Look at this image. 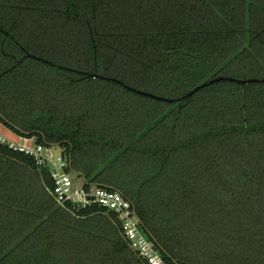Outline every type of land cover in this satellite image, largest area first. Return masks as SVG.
<instances>
[{
    "label": "trees",
    "instance_id": "obj_1",
    "mask_svg": "<svg viewBox=\"0 0 264 264\" xmlns=\"http://www.w3.org/2000/svg\"><path fill=\"white\" fill-rule=\"evenodd\" d=\"M219 76L264 80V0H0V123L122 193L168 264H264V81L186 96ZM54 185L0 141V264H148Z\"/></svg>",
    "mask_w": 264,
    "mask_h": 264
},
{
    "label": "built area",
    "instance_id": "obj_2",
    "mask_svg": "<svg viewBox=\"0 0 264 264\" xmlns=\"http://www.w3.org/2000/svg\"><path fill=\"white\" fill-rule=\"evenodd\" d=\"M0 141L10 148L32 156L38 166H48L54 180V193L61 202H72L81 206L97 204L114 211L121 221L124 235L133 248L148 264H168L160 251L144 233L132 203L119 191L93 186L90 189L75 184L74 178L65 170L63 156L55 158L51 147L35 142L26 145L0 134Z\"/></svg>",
    "mask_w": 264,
    "mask_h": 264
},
{
    "label": "water",
    "instance_id": "obj_3",
    "mask_svg": "<svg viewBox=\"0 0 264 264\" xmlns=\"http://www.w3.org/2000/svg\"><path fill=\"white\" fill-rule=\"evenodd\" d=\"M25 57H35L37 59H40V60H43L45 62H48V63H51L53 64L52 62H50L49 60L47 59H43V58H40L36 55H33V54H27ZM93 77H101L99 74H91ZM220 80H236L238 82H241V83H248V82H251V81H264V80H258V79H236V78H233V77H226V76H219V77H216V78H213L207 82H204L198 86H196L193 90H191L186 96L190 97L192 96L194 93H196L198 90H200L201 88L203 87H206L207 85L211 84V83H214V82H217V81H220ZM127 87L133 91H136L138 93H141V94H144V95H148V96H151V97H154V98H157V99H161V100H169V101H173V99H168L166 97H163V96H158V95H155V94H152L150 92H146V91H142V90H139V89H135V88H132L130 86L127 85ZM62 155L64 156V153H62Z\"/></svg>",
    "mask_w": 264,
    "mask_h": 264
},
{
    "label": "rangeland",
    "instance_id": "obj_4",
    "mask_svg": "<svg viewBox=\"0 0 264 264\" xmlns=\"http://www.w3.org/2000/svg\"><path fill=\"white\" fill-rule=\"evenodd\" d=\"M0 134L2 136H5V137L9 138V139H14L15 138L12 135L13 132L10 131L5 126L1 125V124H0ZM53 149H54V152H55L56 157H58L59 155H61V152L62 151H61V149L59 147L55 146V147H53ZM74 177H75V180H74L75 181V184L80 185L81 184V181L78 178H76V176H74Z\"/></svg>",
    "mask_w": 264,
    "mask_h": 264
},
{
    "label": "crops",
    "instance_id": "obj_5",
    "mask_svg": "<svg viewBox=\"0 0 264 264\" xmlns=\"http://www.w3.org/2000/svg\"><path fill=\"white\" fill-rule=\"evenodd\" d=\"M1 124V123H0ZM2 125V124H1ZM15 138L11 139L14 140L16 142L22 143V144H26V145H33L35 144V139L34 138H26V137H22V136H18L16 134H12Z\"/></svg>",
    "mask_w": 264,
    "mask_h": 264
}]
</instances>
